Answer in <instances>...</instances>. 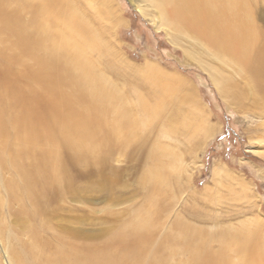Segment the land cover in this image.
Here are the masks:
<instances>
[{"label":"bare ground","instance_id":"6f19581e","mask_svg":"<svg viewBox=\"0 0 264 264\" xmlns=\"http://www.w3.org/2000/svg\"><path fill=\"white\" fill-rule=\"evenodd\" d=\"M150 1L165 25L191 39L198 52L194 56L208 55L231 66L244 80L242 87L231 77L219 76L225 91L231 84L237 101L249 100L254 110L264 112V28L258 24V17L264 22V16L257 12V0ZM75 3L0 0V42L5 44L0 47V178L7 172L16 177L0 182V189L3 186L9 202L18 206L13 212L15 222L19 232L29 237L19 241L22 252L12 249L14 263L185 264L172 262L170 254L168 260L157 253L179 248L177 242L183 241L177 233L156 238L160 223L154 195L166 181L162 169L168 168L159 147L149 152L150 165L141 178L146 205L126 222L105 229L103 244L91 246L86 241L89 234L75 231L70 224L54 227L59 223H52L59 218V200L68 194L62 149L84 163H98L138 139L144 123H151L164 110L162 100L153 104L139 94L129 106L125 95L96 70L91 55L104 54V46ZM145 75L152 80L157 76ZM161 87L170 91L169 84ZM99 190L104 191L103 186ZM3 199L0 194V209ZM220 234V249L192 252V264H264L262 235L255 231ZM231 250L237 260L229 255Z\"/></svg>","mask_w":264,"mask_h":264},{"label":"rangeland","instance_id":"374dc122","mask_svg":"<svg viewBox=\"0 0 264 264\" xmlns=\"http://www.w3.org/2000/svg\"><path fill=\"white\" fill-rule=\"evenodd\" d=\"M75 1L104 46V54L91 55L96 70L125 95L129 106L133 107L139 94L153 104L162 100L164 110L151 123H144L138 139L98 163H84L62 149L69 180L64 187L71 195L59 200V218L52 222L59 224L54 227L70 224L75 231L90 235L86 241L91 246L103 244L105 229L126 222L146 205L141 178L150 165L149 152L159 147L164 153L161 161L168 168L162 169L166 181L154 195L160 212L156 238L168 232L182 235L183 241L169 251L159 248L158 256L192 264V252L220 249V233L255 231L264 237V112L254 110L249 100L237 101L231 84L225 91L219 77H231L243 87L241 76L208 55L194 56L198 52L191 39L165 25L150 0ZM256 8L264 16V0H257ZM258 24L264 28L263 18L258 17ZM146 72L157 75L155 80L146 79ZM163 84H169L168 93ZM12 175L3 174L0 182L16 178ZM102 186L104 191L99 190ZM0 194L4 198L0 264H16L12 249L22 252L19 241L29 237L19 232L13 215L18 206L9 202L3 186ZM23 254L26 257L27 252ZM229 255L238 259L233 250Z\"/></svg>","mask_w":264,"mask_h":264}]
</instances>
